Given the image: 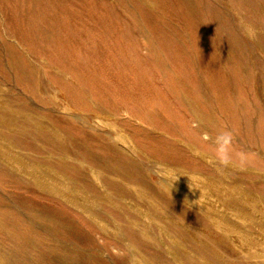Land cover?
<instances>
[{"label":"rangeland","instance_id":"rangeland-1","mask_svg":"<svg viewBox=\"0 0 264 264\" xmlns=\"http://www.w3.org/2000/svg\"><path fill=\"white\" fill-rule=\"evenodd\" d=\"M0 264H264V0H0Z\"/></svg>","mask_w":264,"mask_h":264},{"label":"clouds","instance_id":"clouds-1","mask_svg":"<svg viewBox=\"0 0 264 264\" xmlns=\"http://www.w3.org/2000/svg\"><path fill=\"white\" fill-rule=\"evenodd\" d=\"M221 139H222V137H221Z\"/></svg>","mask_w":264,"mask_h":264}]
</instances>
